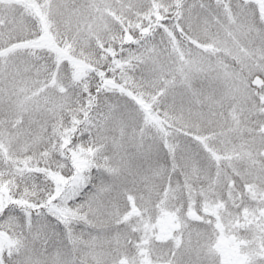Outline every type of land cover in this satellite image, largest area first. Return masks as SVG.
<instances>
[{
    "label": "snow or ice",
    "instance_id": "snow-or-ice-1",
    "mask_svg": "<svg viewBox=\"0 0 264 264\" xmlns=\"http://www.w3.org/2000/svg\"><path fill=\"white\" fill-rule=\"evenodd\" d=\"M0 264H264V0H0Z\"/></svg>",
    "mask_w": 264,
    "mask_h": 264
}]
</instances>
